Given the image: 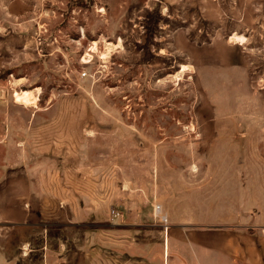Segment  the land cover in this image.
I'll use <instances>...</instances> for the list:
<instances>
[{"label": "rangeland", "instance_id": "374dc122", "mask_svg": "<svg viewBox=\"0 0 264 264\" xmlns=\"http://www.w3.org/2000/svg\"><path fill=\"white\" fill-rule=\"evenodd\" d=\"M6 128L24 145L0 148V184L21 163L34 191L0 194V264H172L253 224L264 0H0Z\"/></svg>", "mask_w": 264, "mask_h": 264}, {"label": "crops", "instance_id": "0c3cea01", "mask_svg": "<svg viewBox=\"0 0 264 264\" xmlns=\"http://www.w3.org/2000/svg\"><path fill=\"white\" fill-rule=\"evenodd\" d=\"M21 137L22 130L0 129V148L21 154L24 145ZM20 164L11 174L16 182L14 190L10 188L11 183L4 182L0 184L1 195L33 193L34 183L32 180L24 182ZM0 200L7 198L1 196ZM253 216L254 219L249 220L253 224H246V221L245 224L215 225L206 229L205 233L197 231L185 242L184 253L172 264H264V210H258Z\"/></svg>", "mask_w": 264, "mask_h": 264}, {"label": "bare ground", "instance_id": "6f19581e", "mask_svg": "<svg viewBox=\"0 0 264 264\" xmlns=\"http://www.w3.org/2000/svg\"><path fill=\"white\" fill-rule=\"evenodd\" d=\"M235 36V35H234ZM234 38V37H233ZM29 91L25 90V91H21L20 93L19 92H15L14 93V97H15V102H18L20 104H24V105H29L31 104V102H34V101H31L30 100V97H29ZM32 97V96H31ZM33 98V97H32Z\"/></svg>", "mask_w": 264, "mask_h": 264}, {"label": "built area", "instance_id": "2783aa9c", "mask_svg": "<svg viewBox=\"0 0 264 264\" xmlns=\"http://www.w3.org/2000/svg\"><path fill=\"white\" fill-rule=\"evenodd\" d=\"M156 210H157V212H161V208H160V206H157V207H156ZM113 215L115 216L114 212H113Z\"/></svg>", "mask_w": 264, "mask_h": 264}]
</instances>
